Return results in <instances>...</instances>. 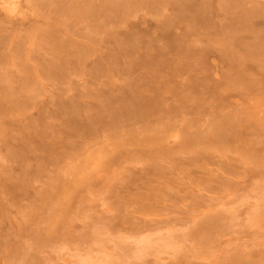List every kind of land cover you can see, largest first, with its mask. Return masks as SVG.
Instances as JSON below:
<instances>
[{
    "label": "rangeland",
    "instance_id": "obj_1",
    "mask_svg": "<svg viewBox=\"0 0 264 264\" xmlns=\"http://www.w3.org/2000/svg\"><path fill=\"white\" fill-rule=\"evenodd\" d=\"M0 264H264V0H0Z\"/></svg>",
    "mask_w": 264,
    "mask_h": 264
}]
</instances>
